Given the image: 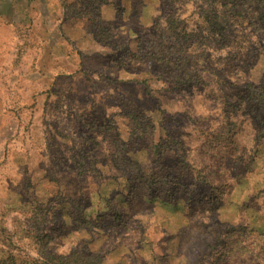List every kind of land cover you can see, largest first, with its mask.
<instances>
[{"label":"rangeland","instance_id":"obj_1","mask_svg":"<svg viewBox=\"0 0 264 264\" xmlns=\"http://www.w3.org/2000/svg\"><path fill=\"white\" fill-rule=\"evenodd\" d=\"M225 1L59 0L43 53L0 26L17 263L264 264V14Z\"/></svg>","mask_w":264,"mask_h":264},{"label":"crops","instance_id":"obj_2","mask_svg":"<svg viewBox=\"0 0 264 264\" xmlns=\"http://www.w3.org/2000/svg\"><path fill=\"white\" fill-rule=\"evenodd\" d=\"M58 1L0 0V26L14 32L17 45H36L43 53L46 15L57 12Z\"/></svg>","mask_w":264,"mask_h":264},{"label":"trees","instance_id":"obj_3","mask_svg":"<svg viewBox=\"0 0 264 264\" xmlns=\"http://www.w3.org/2000/svg\"><path fill=\"white\" fill-rule=\"evenodd\" d=\"M234 1L238 3L237 1L240 0H229ZM227 4V0L225 1ZM256 3V7L260 9V12L264 14V0H252V3ZM221 22H225L226 20L223 19V15H221ZM39 216L38 212L32 211L31 212V219L36 220ZM26 238V236H25ZM25 240V239H24ZM22 242V238L17 236V238L14 237V233L7 230V227H5L3 224L0 223V264H40L38 258H25L23 261H20V263H17V258H19L21 255L18 252H14L17 248V245L19 246ZM38 253V252H37ZM40 255V253H38ZM40 258V256H39Z\"/></svg>","mask_w":264,"mask_h":264}]
</instances>
